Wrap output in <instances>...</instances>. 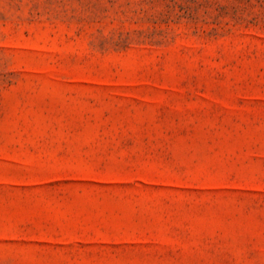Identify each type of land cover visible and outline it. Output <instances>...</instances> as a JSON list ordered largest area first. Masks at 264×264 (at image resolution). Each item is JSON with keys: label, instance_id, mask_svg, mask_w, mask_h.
<instances>
[{"label": "rangeland", "instance_id": "rangeland-1", "mask_svg": "<svg viewBox=\"0 0 264 264\" xmlns=\"http://www.w3.org/2000/svg\"><path fill=\"white\" fill-rule=\"evenodd\" d=\"M0 264H264V0H0Z\"/></svg>", "mask_w": 264, "mask_h": 264}]
</instances>
